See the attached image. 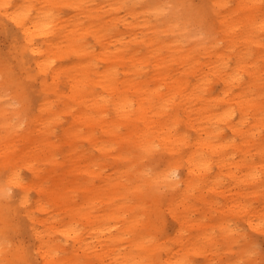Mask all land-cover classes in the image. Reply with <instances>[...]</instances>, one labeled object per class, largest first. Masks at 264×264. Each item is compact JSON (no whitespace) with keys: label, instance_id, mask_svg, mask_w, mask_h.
Masks as SVG:
<instances>
[{"label":"bare ground","instance_id":"obj_1","mask_svg":"<svg viewBox=\"0 0 264 264\" xmlns=\"http://www.w3.org/2000/svg\"><path fill=\"white\" fill-rule=\"evenodd\" d=\"M96 1L0 0V25H10L8 31L19 42L18 49L37 69L29 77L40 85L41 102L35 123H27L21 129L19 123L1 122L4 134L0 135L4 165L16 167L23 162L37 178L27 184L18 169L8 177L20 195L19 204L24 208L23 216L33 239L32 250L42 264H96L92 259H98L97 264H190L192 255L202 256L205 264H218L208 251L218 248L224 240H234V236H228L232 232L228 216L264 232V206L254 204L260 198L264 203V12L258 7L261 0H237L236 7L227 13H219L224 0H210V8L215 9L216 15L219 13L220 29L213 36L208 35L209 39L192 33L191 39L197 41L200 49L181 52L169 43L149 40L145 56H139L138 49H131L128 56L117 49L105 55L111 38L124 48L129 42L125 32L118 30L117 21L130 28V39L142 42L144 37L138 38L135 23L116 14L123 8L114 6L118 0H111L105 11L112 14V25L101 21L84 24L81 15L87 3ZM125 1L129 3L127 10L131 5H141L144 11L166 18V27H175L179 33L192 32L190 21L177 19L172 0L161 4L156 0H124V6ZM96 11L100 16L102 10ZM132 11L131 8L128 12L130 16H134ZM64 12L70 16L60 15ZM199 31L211 32L206 27ZM87 35L103 47L100 55L88 51ZM165 47L167 55L162 53ZM58 52L72 54L76 62L72 67L55 68L52 57ZM103 55L109 65L101 72L93 70V58ZM119 64H123L122 80L118 77ZM172 64H176L175 69ZM148 66L152 74L145 76ZM62 77L67 94L59 87ZM93 83H98L110 97L94 93ZM214 83L222 85L219 93L214 92ZM4 84V79H0V86ZM58 105L61 112L56 111ZM68 111L71 123L65 132L68 142L74 140L68 156L76 173L84 170L80 163L84 149L75 141L87 140L90 147L106 157L113 152V147L106 144L130 140L132 144L126 152L134 158L126 166L135 178L130 182L122 178L103 194L98 187H85L81 199L70 196V202L63 201L66 188L57 191L60 177L56 175L52 183L46 184L54 170H47L48 175L44 176L36 164L41 160L56 164L51 123ZM107 116L109 126L104 121ZM96 127L108 140H99ZM122 127L126 130L123 136L119 133ZM226 130L232 135L229 139ZM161 153L167 155L164 168L140 177L143 160ZM115 157L122 156L116 153ZM214 167L216 171L211 174ZM87 172L93 177L98 175L91 169ZM84 180L85 185L93 184ZM27 187L36 190L34 208L24 194ZM69 187L72 190L73 186ZM9 190V184L0 185V198ZM162 205L171 216L175 231L160 242L153 216L155 213L158 223L163 216ZM58 207L65 212L66 220L60 221L53 213L46 217ZM2 210L0 204V213ZM36 212L45 216L39 217ZM209 217L215 219L211 231L207 225ZM170 243L176 250L167 246ZM0 248V255L8 256L3 260L14 264L12 258H17L1 239ZM68 249L70 255L62 257ZM244 250L247 249L238 252L232 264H242ZM161 251L166 254L163 261Z\"/></svg>","mask_w":264,"mask_h":264},{"label":"rangeland","instance_id":"obj_2","mask_svg":"<svg viewBox=\"0 0 264 264\" xmlns=\"http://www.w3.org/2000/svg\"><path fill=\"white\" fill-rule=\"evenodd\" d=\"M151 1V0H150ZM155 1V0H154ZM169 0H156L158 4L163 2H168ZM124 0H118L114 6H121L122 9L120 12L116 13L121 18H126L127 22H132L137 25L136 31L138 38L143 35V41L140 42L139 39L134 41L130 39L132 36L129 33L130 28H125L121 21H117L118 30L120 32H125L126 40H129L128 44L121 46L114 38H111V43L106 46L107 52L105 55H110L116 49L119 50V53L128 56L131 53V49H138L139 56H145L148 52L147 42L149 40H154L160 44L169 43L173 45L177 50L189 51L200 49L196 45L197 41L191 39L192 33L198 34L199 38H208V35L213 36L220 26L218 24V14L221 12H230L231 9L236 7L237 0H224L223 5L218 7L220 12L216 15L215 9L210 8V0H172L173 7L176 9L178 15L176 16L178 20L190 21L192 32L179 33L178 29L175 27H166L165 22H168L166 18H163L161 15H152L150 12H146L142 9L141 5H136L135 7L131 5V8L134 16L128 14L127 10L128 2L125 1V6L123 4ZM111 6V0H97L95 3H87L86 10L81 15V20L84 24L90 22H108L111 25L112 14L107 15L105 12ZM261 11L264 12V0H261V4L258 5ZM101 9L102 12L99 13L96 9ZM255 11V10H254ZM64 18L69 17L68 13L60 14ZM214 23V24H213ZM240 23V22H239ZM213 24V25H212ZM90 25V24H89ZM169 29H165V28ZM201 27H206V31L210 30V34L206 32L199 31ZM8 28L10 25H0V79H4V85L0 86V135H3L4 128L2 127L1 122L9 121L12 124L16 125L19 123L21 129L25 127L27 123H35L36 117L39 114V105H40V85L38 80H33L29 77V74H36L37 69L34 68L28 56L23 54L20 49H18L19 42L15 41L13 36L10 35ZM235 28L236 20H235ZM177 40V41H173ZM86 46L88 51L93 54L102 53L103 47L95 42V39L91 35H87L85 38ZM222 47V43L219 45ZM168 48L165 47L163 50V55H167ZM54 67H72L76 62L75 57L72 54L58 52L53 55ZM109 59V58H108ZM93 70L98 72L103 71L104 67L106 68L109 65V60L102 56L98 58H93ZM123 64H119L118 67V77L120 80L123 79ZM172 67L175 69L176 64H172ZM149 72L145 76H150L152 74L151 67H147ZM93 79L96 78L94 74L91 75ZM50 80V77H47ZM59 87L66 94L68 93V87L66 85L65 78L60 79ZM91 89L94 93L98 94L103 93L104 96L110 97L109 93L105 90L102 91V88L98 83H93ZM222 89V85L219 83H214V92L219 93ZM136 96H133L132 99H135ZM135 101V100H134ZM61 106L56 107L57 112H61ZM73 111V108L71 109ZM112 113V112H111ZM104 119V118H103ZM109 117L105 118L106 124L109 126ZM71 123V115L69 111L67 113L61 114L57 119L53 120L51 123L52 126V141L55 142L57 147L56 149V160L55 165L53 163L41 160L36 164L40 169V174L46 176L48 175L49 169H53L54 174L48 175L46 184L53 182L55 177H60V184L57 188V191L63 190L66 188V191L63 196V201L67 199L70 202V196L74 200H79L84 196V188L89 187H98L101 194L103 191H106V188L120 179H124L126 182H130L132 178H135L132 173H129V169L126 166L128 162H132L133 154L127 153V149L130 147L132 142L122 141V143H115L114 145L106 144L107 146L113 147V152L110 156H102L99 151L95 148L90 147V144L87 140L75 141L76 144H79L84 151L81 152L84 156L80 159V163L84 166V170L76 173L74 170V162L68 156V149L70 144L74 143V140L71 142L67 141V134L65 130L69 127ZM19 129L18 133L21 132ZM82 133H86V129L81 127ZM96 135L99 137V140L104 142L108 140V137L101 131L99 127L95 129ZM119 133L122 136L126 133V130L122 127L119 130ZM227 138H231L232 135L229 130H226ZM77 140V139H76ZM3 144L2 138H0V145ZM139 149V148H138ZM140 150V149H139ZM118 153L121 158L115 157V154ZM182 154V153H181ZM167 156V155H166ZM164 154L156 155L152 159H145L141 164L140 170L142 172L140 177L153 175L155 172L160 171L164 168L163 160L166 158ZM239 156H236L238 159ZM118 161V162H117ZM13 165H4L3 160L0 156V185H10L9 194L3 193V196L0 198V204L2 205V212L0 213V239L6 246L9 247V253H12L16 258H12L14 264H42L40 258L32 250V235L28 228V220L23 216L24 208L21 209L19 204V192L14 185L8 182V177L12 170L18 169L20 176L27 183H31L34 180H37L29 166L19 162ZM88 168V169H86ZM93 170L98 173L97 176H91L87 171ZM216 171L214 167L211 171V174ZM57 175V176H56ZM91 180L93 184H86L85 180ZM69 186H73L72 190ZM164 194L165 191L163 190ZM24 194L28 195V204L31 208H34V202L38 198L36 190L33 187H27V190ZM257 202V203H256ZM254 204L257 206H264L262 199L256 200ZM21 209V213L19 212ZM152 209L149 210V212ZM15 211H18V214H15ZM162 218L158 220V223L155 221V213L153 216V221L155 222L158 230L156 236L160 242L166 240L169 237L174 235L175 227L171 219V216L165 209V205L161 206ZM256 211V210H255ZM253 212V211H252ZM56 215L60 221L66 220V214L64 211L60 210L59 207L46 215L50 214ZM254 213V212H253ZM36 214L39 217H44L43 213ZM262 216L264 217V209L262 207ZM24 219H23V218ZM205 216L202 218L204 219ZM228 223L232 232L228 236H234V240L230 243H227L225 240L220 242L218 248L208 251L209 257H216L218 264H232L236 260L238 252L244 250V261L242 264H264V232L257 229H253L248 226L246 222L240 221V219L235 216H228ZM264 220V219H263ZM208 231L210 226L215 225V219L209 217L208 220ZM192 230V234L195 233V230ZM244 233V234H243ZM90 246L94 249L95 247L91 243ZM168 247L174 248L173 243L167 244ZM67 247H70V244H67ZM2 249V248H0ZM16 249V250H15ZM18 250V251H17ZM19 252V254H18ZM70 250L62 252V257H68ZM8 256L0 255V264H13L11 262H5L3 259ZM165 251L160 252V260L165 259ZM190 264H205V260L202 256L192 255ZM109 261V260H106ZM92 262L99 263L98 259H92ZM212 264H216L213 262Z\"/></svg>","mask_w":264,"mask_h":264}]
</instances>
